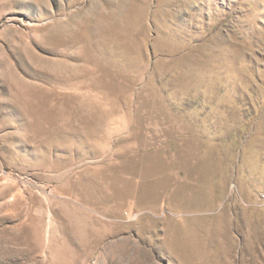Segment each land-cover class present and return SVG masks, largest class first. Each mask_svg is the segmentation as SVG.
<instances>
[{
	"label": "rangeland",
	"instance_id": "374dc122",
	"mask_svg": "<svg viewBox=\"0 0 264 264\" xmlns=\"http://www.w3.org/2000/svg\"><path fill=\"white\" fill-rule=\"evenodd\" d=\"M0 264H264V0H0Z\"/></svg>",
	"mask_w": 264,
	"mask_h": 264
},
{
	"label": "built area",
	"instance_id": "2783aa9c",
	"mask_svg": "<svg viewBox=\"0 0 264 264\" xmlns=\"http://www.w3.org/2000/svg\"><path fill=\"white\" fill-rule=\"evenodd\" d=\"M126 215H128L129 219L132 221H136L140 217V214L137 212H132L131 214L126 213Z\"/></svg>",
	"mask_w": 264,
	"mask_h": 264
}]
</instances>
